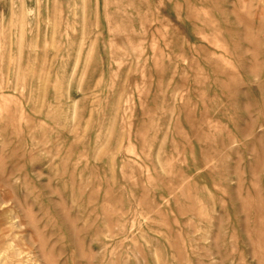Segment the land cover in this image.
Listing matches in <instances>:
<instances>
[{"label":"rangeland","instance_id":"1","mask_svg":"<svg viewBox=\"0 0 264 264\" xmlns=\"http://www.w3.org/2000/svg\"><path fill=\"white\" fill-rule=\"evenodd\" d=\"M0 264H264V0H0Z\"/></svg>","mask_w":264,"mask_h":264}]
</instances>
